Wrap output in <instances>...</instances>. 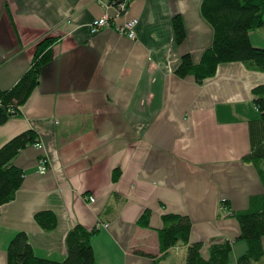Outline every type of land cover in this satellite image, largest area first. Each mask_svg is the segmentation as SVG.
I'll list each match as a JSON object with an SVG mask.
<instances>
[{
	"label": "crops",
	"instance_id": "crops-1",
	"mask_svg": "<svg viewBox=\"0 0 264 264\" xmlns=\"http://www.w3.org/2000/svg\"><path fill=\"white\" fill-rule=\"evenodd\" d=\"M202 1L133 0L117 15L97 0H0L1 91L27 72L40 40L57 37L18 113L0 104V147L28 130L40 143L12 162L23 181L0 206V264H7V246L18 232L36 256L62 262L66 234L98 224L94 264H185L184 245L162 258L158 230L169 214L188 217L189 243H203L204 257L214 239L232 242L228 264L245 253L239 225L221 203L241 211L263 193L243 158L250 152L248 124L259 117L252 90L264 86V74L241 63L222 64L202 82L175 74L183 55L197 64L212 45ZM106 14L115 26L137 20L135 39L112 27L90 33ZM175 17L184 27L181 42ZM249 38L264 49V25ZM40 157L48 160L44 174ZM41 211L56 216L53 231L35 223ZM145 211L147 228L138 224Z\"/></svg>",
	"mask_w": 264,
	"mask_h": 264
},
{
	"label": "trees",
	"instance_id": "trees-1",
	"mask_svg": "<svg viewBox=\"0 0 264 264\" xmlns=\"http://www.w3.org/2000/svg\"><path fill=\"white\" fill-rule=\"evenodd\" d=\"M133 0H107L108 4H129ZM203 18L213 29L212 45L207 48L199 61L194 64L190 55L181 57L175 69L179 78L194 77L197 82L212 78L218 66L241 63L247 70L264 74V49L252 46L249 33L264 25V0H203ZM173 29L177 42L184 39V27L179 17L173 19ZM57 37H45L34 50L27 72L9 90H0V104L18 113L38 84L41 68L51 59V46ZM253 104L259 117L248 124L250 152L243 158L251 165L262 184L263 193L252 196L248 207L241 211H230L228 217L234 218L240 229L237 240L247 245L245 253L236 264H263L264 261V86L252 90ZM39 142L33 130L21 133L0 147V206L11 202L21 187L23 172L13 165L15 157L26 147ZM119 171L113 172L117 180ZM149 211H145L138 224L148 227ZM34 221L44 232L56 228V216L50 211L37 212ZM191 222L181 215H165L162 227L158 230L159 248L162 258L178 245L186 246L185 264H228L232 242L214 239L207 246V256L202 255L203 243H189ZM97 229L86 230L80 225L73 227L65 236L66 256L62 262L39 258L35 255L24 232H18L7 246V264H94L91 239ZM157 264V263H156Z\"/></svg>",
	"mask_w": 264,
	"mask_h": 264
},
{
	"label": "built area",
	"instance_id": "built-area-1",
	"mask_svg": "<svg viewBox=\"0 0 264 264\" xmlns=\"http://www.w3.org/2000/svg\"><path fill=\"white\" fill-rule=\"evenodd\" d=\"M100 4H102L106 9L109 8H114L116 10V14L117 15H121L123 13H126V4L125 3H120L118 5L115 4H108V2H103L102 0H97ZM137 25V20L135 19H131L126 21L123 25L121 26H115L113 25V18H111L110 16H108L107 14L104 15L103 17L93 21L90 26V33H96L97 31H99L102 28H107V27H112L115 29V31L123 36L126 37L130 40H134L135 39V27ZM8 111L13 113V109H7ZM34 146L36 147H40V143L38 142L37 144H35ZM48 160L44 157H40L38 160V172L40 174H44L47 170H48ZM89 202H93L94 198L92 197H87ZM223 208V207H222ZM221 208V209H222ZM100 224H98V226L96 225V229L99 230L100 229ZM106 228V225L104 226Z\"/></svg>",
	"mask_w": 264,
	"mask_h": 264
}]
</instances>
